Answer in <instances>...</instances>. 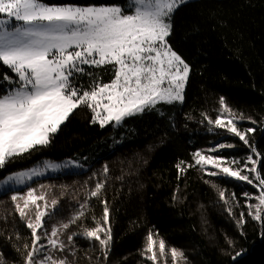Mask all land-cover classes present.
Wrapping results in <instances>:
<instances>
[{
	"label": "trees",
	"instance_id": "1",
	"mask_svg": "<svg viewBox=\"0 0 264 264\" xmlns=\"http://www.w3.org/2000/svg\"><path fill=\"white\" fill-rule=\"evenodd\" d=\"M44 2L128 8L130 0ZM168 40L190 66L182 103L160 104L156 109L127 118L117 127L104 128L92 123L93 113L81 106L47 147L33 150L0 170L2 180L42 161L86 157L91 160L84 163V170L37 180L25 188L47 186L51 198L58 200L55 210L45 218L44 231L50 232L53 226L68 223L78 212H85L59 237L68 247L63 253L57 251L56 259L66 258L70 264H153L142 254L147 235L152 232L167 246L166 255L159 257L157 264H173L172 248L182 251L185 257L177 264H264V227L247 216V205L258 203V189L224 175H207L218 169H202L193 159V154L201 151L237 161L234 169L242 168L249 155L258 159L250 147L226 128L218 129L208 123L206 117L214 121L229 116L222 112L221 98L236 115L241 132L256 129L247 138L264 158V0L189 2L174 14L173 32ZM84 67L93 75L77 74L72 78L82 89H88L94 81L108 83L113 79L110 65ZM3 74L16 79L0 64V95L14 86L2 80ZM241 115L245 119H239ZM222 143L234 147L209 151ZM145 147L150 148V155L138 166L119 171L108 164L119 155H133ZM181 161L184 171L178 172L176 165ZM261 165L264 175V159ZM97 183L105 185L99 199L90 197ZM221 191L228 203L220 198ZM14 192L0 195V254L6 264H24V246L31 244V234L15 211L10 198ZM101 200H106L110 209L113 236L107 260L99 243L82 235L74 236L72 244H68L69 234L95 227L94 220L102 219ZM83 204L87 208H82ZM241 213L245 214L246 223L239 227Z\"/></svg>",
	"mask_w": 264,
	"mask_h": 264
},
{
	"label": "snow or ice",
	"instance_id": "2",
	"mask_svg": "<svg viewBox=\"0 0 264 264\" xmlns=\"http://www.w3.org/2000/svg\"><path fill=\"white\" fill-rule=\"evenodd\" d=\"M187 3L188 0H130L128 8H124L105 4H53L44 0H0V16L5 17L0 19V64L16 77L13 80L8 74L2 75L3 81L14 86L0 95V170L33 150L47 147L81 106L93 113L92 123L104 128L109 124L119 126L127 118L156 109L160 104L182 103L190 66L172 49L168 37L173 32L174 14ZM107 65L112 66L114 72L110 82L94 81L88 89L74 84L72 78L77 74L93 75L84 66L102 68ZM220 105L222 112L229 113L227 122L222 117L214 121L206 117L208 123L218 129L226 128L250 147L258 159L249 155L242 168L234 169L231 164L237 161L197 151L193 154L194 163L202 169L206 166L218 169L207 175H224L257 188L258 203L247 205L250 209L247 216L264 227V175L261 172L264 158L247 138V134L256 129L241 132L235 122L236 115L223 98ZM239 119L245 118L241 115ZM232 147L233 144L222 143L209 151ZM183 164L181 161L176 165L178 172L184 171ZM107 172L105 165V175ZM245 172L251 174V178L243 174ZM39 175L42 173L36 170L22 171L9 175L0 186L10 182L23 184L26 179ZM104 186L97 183L90 197L99 199ZM245 196L252 198L248 193ZM10 198L31 234V244L24 246V264H70L66 258H54L52 253L67 250L68 245L59 237L71 224L81 220L85 212H78L68 223L53 226L50 232L41 231L45 229V218L51 214L46 194L29 188L26 193H13ZM220 198L228 203L222 191ZM50 203L55 210L58 200L52 199ZM101 203L102 219L94 220L95 227L69 234L68 244H72L74 236L82 235L98 242L107 260L113 236L109 226L110 209L106 200ZM81 207L87 208V204ZM244 223L245 214L241 213L238 226ZM154 237L155 234L149 232L142 254L157 264L159 257L166 255L167 246L164 240ZM44 240L47 244L42 242ZM46 247L50 251L37 259ZM170 252L173 264L185 259L183 252L176 248ZM0 264H6L3 254H0Z\"/></svg>",
	"mask_w": 264,
	"mask_h": 264
},
{
	"label": "rangeland",
	"instance_id": "3",
	"mask_svg": "<svg viewBox=\"0 0 264 264\" xmlns=\"http://www.w3.org/2000/svg\"><path fill=\"white\" fill-rule=\"evenodd\" d=\"M192 1H196V0H188V3L192 2ZM3 18H5V17L0 16V19H3ZM13 23H15V22H13ZM223 119L225 120V123H226L228 117L223 118ZM109 125H112L113 127H117L116 125H113V124H109ZM149 155H150V148L145 147L142 150L135 152L133 155H130V154L119 155V156L115 157L114 159H112L108 164L110 165L111 168L122 171V170H125L126 168H128L130 166H134V167L138 166L139 162L146 159ZM90 162H91V160L87 157L83 158V159H77V160L67 159V160L55 161V162L42 161V162L36 164L35 166H33L31 168L23 170V172H29L31 170H36V171L41 172L42 175L34 176L31 180L26 179V182L23 184H16L15 182H10L8 185L0 186V195L7 193V192H12V191H15L14 193L24 194L29 189V188L28 189H25V188L27 186H29L31 183H33L34 181L41 180V179L51 177V176H56L58 174H66V173H72V172H78V171L84 170L85 169L84 163L89 164ZM233 166L234 165L231 164V167H233ZM208 167H210V166H208ZM20 172H22V171H20ZM17 173H19V172H17ZM245 173H243V174H245ZM14 174H16V173H12L9 175H14ZM9 175H7L5 178L0 180V185H2V182ZM41 186L42 185L36 184L30 188H35L37 190V193L46 194L47 200L49 202V211H51L53 209L51 208V203H50L52 200V198L50 196V192H49L47 186H44V187H41ZM23 189H25V190H23ZM41 231H44V230H41ZM89 241H91V240H89ZM42 242L47 244L46 240H44ZM49 251H50V249L46 247L45 249L42 250V254L37 256V259L43 258V253H47ZM56 252L52 253L54 258L56 257V254H57ZM117 264H121V262H118Z\"/></svg>",
	"mask_w": 264,
	"mask_h": 264
}]
</instances>
